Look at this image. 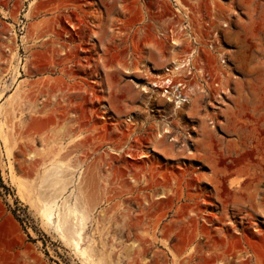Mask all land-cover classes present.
Here are the masks:
<instances>
[{
  "label": "rangeland",
  "instance_id": "obj_1",
  "mask_svg": "<svg viewBox=\"0 0 264 264\" xmlns=\"http://www.w3.org/2000/svg\"><path fill=\"white\" fill-rule=\"evenodd\" d=\"M222 1L228 27L206 26L210 0H0V264H264V0ZM175 23L178 45L157 38ZM174 59L205 88L180 112L140 88ZM130 109L137 124L122 128ZM156 120L170 155L133 160L126 146L116 159ZM58 162L74 183L48 218L42 183ZM79 191L90 212L76 248L58 215Z\"/></svg>",
  "mask_w": 264,
  "mask_h": 264
},
{
  "label": "bare ground",
  "instance_id": "obj_2",
  "mask_svg": "<svg viewBox=\"0 0 264 264\" xmlns=\"http://www.w3.org/2000/svg\"><path fill=\"white\" fill-rule=\"evenodd\" d=\"M175 40V39H174ZM179 44V41L177 40V41H174V46H176V45H178ZM188 62H189V60H187ZM187 61L185 60V61H176V59H174V61L172 62V66H173V70H172V73H171V76L170 77H177V75H178V73H180L181 72V70L185 67V65H186V63H187ZM225 63V62H224ZM142 67H144V65L142 66ZM149 73L151 72V70L150 69H148L147 70ZM141 72H144V71H141ZM129 73V72H128ZM151 76H153V74L151 73L150 74ZM146 79V78H145ZM159 79H163L162 77H160ZM147 80V79H146ZM198 84V83H197ZM220 84V83H219ZM146 85H148V86H143V87H140V88H142L141 89V92L144 94V95H153V96H151L149 99H154V100H158V98H166L167 99V102L168 103H172V102H174V100L172 99V97H167V94H169V92H164V93H159V91H157V89L156 90H154V88H156V87H154L153 86V84L152 83H149V84H146ZM222 85V84H221ZM221 85L219 86V87H221ZM152 86V87H151ZM200 86V85H199ZM209 87H210V85H208ZM223 86V85H222ZM165 88V87H163V86H158L157 88ZM203 87H197V88H193L192 89V91H191V94L187 97V99L185 100V101H183V100H181V101H178L176 104H175V106H174V111L175 112H180L181 110H182V107L183 106H185V104H187V105H189L191 102H192V100H193V98H196V96L198 95V94H202V93H204V89H202ZM211 88H212V86H211ZM225 88V87H224ZM224 88H223V90H224ZM173 89V92L171 93L172 94V96L173 97H175V95H177V90H176V87H174V88H172ZM219 90L220 89H222V88H218ZM219 91L220 92V95H219V98H222L223 99V97H222V94L224 95V94H226L227 92H226V89H225V91ZM218 92V93H219ZM217 94V93H216ZM218 95V94H217ZM148 99V100H149ZM215 99H217V98H215ZM194 101V100H193ZM219 101H220V99H219ZM217 102V101H216ZM150 104V103H149ZM125 105V104H124ZM131 108H134V107H131ZM149 108V107H148ZM118 109H120V108H118ZM122 110V109H121ZM131 111H128V115H127V120H126V122H123L122 124H121V127L123 128V125H128V126H132V125H136L137 123H136V120H135V118H133L132 116H131V114L133 113V112H137V111H132V109H130ZM134 110V109H133ZM180 110V111H179ZM146 112H147V114H148V111L147 110H145ZM144 111V112H145ZM152 111H150V113H151ZM119 114H121V112H119ZM173 114V113H172ZM178 115H179V113H177ZM176 114V115H177ZM126 115V114H125ZM174 115V114H173ZM150 116V115H149ZM156 118V117H155ZM151 119V117L150 118H148V119H146V120H150ZM145 120V121H146ZM155 121V120H154ZM157 122H155L156 123V126H155V134L154 135H151V137L148 139V140H145V141H147V142H140L139 140H143V138H142V135H144V133H142V132H145V129H148V128H150V127H152V128H150V129H154L153 128V125H150L149 127H147L148 126V122L147 123H144L143 124V128L140 130L139 129V131H141L140 133H141V139H139L138 137H137V139H136V141L135 142H137V145H132V146H130V145H128V143L127 142H123V143H121V141L119 142L120 144H121V147H118V150H117V148H116V150H115V154H116V156L118 157V158H116V159H120V161L122 160L123 161V155L126 153V151L125 150H123V148H125L126 146L128 147V150H129V152H128V154H129V157L130 158H132L133 160H137V159H142V158H145V157H147V156H149V152H147V151H149V149L150 150H153V151H155V152H157V153H161V154H165V156L166 155H170V153H172L173 152V150H174V145H175V143H176V140L175 139H173V140H171V141H169V139H170V136L169 135H171L172 134V130H171V128H170V125L168 124V123H163V124H157L158 123V120H156ZM153 122V121H152ZM150 123V122H149ZM154 123V124H155ZM142 127V126H141ZM144 127H147V128H144ZM117 133H122L123 131H122V129H120V128H117ZM151 132V131H150ZM149 132V133H150ZM147 133V132H146ZM151 133H154V132H151ZM150 133V134H151ZM136 133L134 132V131H131L130 132V134H127L128 135V137L130 138V136H132V135H135ZM148 134V133H147ZM149 134V135H150ZM119 136V135H118ZM147 137H148V135H147ZM146 138V137H145ZM144 138V139H145ZM133 139H135V138H133ZM167 141H168V143H167ZM177 141H179V140H177ZM116 142H117V140H116ZM118 146H120V145H118ZM120 148V149H119ZM183 149H185V148H183ZM127 150V149H126ZM61 151V150H60ZM123 151H125V153L124 154H122V152ZM186 153V152H185ZM183 155V154H182ZM191 155V154H190ZM199 155V154H198ZM204 155H205V153H204ZM184 156V155H183ZM202 156V155H201ZM200 156V157H201ZM181 157V156H180ZM191 157V156H190ZM193 158H197V157H193ZM205 158V157H204ZM115 159V160H116ZM128 159V158H127ZM127 159H125L126 161H127ZM199 159V158H198ZM201 159V158H200ZM119 161V162H120ZM212 161H213V159H212ZM50 162V161H49ZM57 163V162H56ZM158 166V165H157ZM167 166V165H166ZM177 166V165H176ZM188 166V165H187ZM51 167V166H50ZM63 167L66 169V168H69L67 165H65V164H62L61 162H58V164H56V165H54L53 166V168L46 174V176L44 177V180H43V183L42 184H44L45 185V187L44 188H46V189H53V191H52V193H49V192H47V191H45V189H44V194H46L45 192H47L48 193V195H45L44 197H43V202H45V204H46V206L48 207V210L49 211H47L46 213H45V216H47L48 218H50L51 217V215H53V211L55 210V208H57V202H58V200H61L62 198H63V195L65 194V192L67 191V189H68V187L70 186L71 187V184H73L74 183V175H73V173H72V170L74 169H72L71 171H70V173H72V176H71V178H69L67 175H68V171H65V169H63ZM173 167V166H172ZM127 169H129V167H127ZM221 169V168H220ZM131 170V169H130ZM186 170V169H185ZM140 171V170H139ZM241 171V169H239V171L238 172H240ZM77 172V171H76ZM141 172V171H140ZM170 172V171H169ZM177 172V171H176ZM183 172V171H182ZM212 172V171H211ZM218 172V171H217ZM234 172V171H233ZM66 173H67V175H66ZM74 173H75V171H74ZM142 173V172H141ZM175 173V172H174ZM135 174H136V176H135ZM237 174V173H236ZM45 175V174H44ZM43 175V176H44ZM143 175V174H142ZM163 175V174H162ZM145 176H146V174L145 175H143V177L141 178V176H140V178L141 179H145ZM213 176V175H212ZM232 176V175H231ZM234 176V175H233ZM68 177V178H67ZM81 177V176H80ZM139 178V175H138V172H136V173H134L133 174V176H132V178H131V182H132V184H130V187L129 188H127L126 189V191L127 190H129V194L130 195H134L136 192H138V187L139 186H141V184H142V180H140V179H138ZM163 177V176H162ZM161 177V178H162ZM208 177V176H207ZM148 178V177H147ZM151 178V177H150ZM155 178V177H154ZM217 178V177H216ZM155 179H157V178H155ZM155 179H154V181L153 182H155ZM163 179H164V177H163ZM213 179V178H212ZM218 179H219V177H218ZM236 179V178H235ZM79 180V179H78ZM82 180V179H81ZM147 180V179H146ZM199 180V179H198ZM197 180V181H198ZM201 181H202V178L200 179ZM208 180V179H207ZM159 181V180H158ZM164 181V180H163ZM162 181V182H163ZM210 181H211V179H210ZM144 182V181H143ZM194 182V181H193ZM206 182V181H205ZM212 182V181H211ZM81 183H82V181H81ZM161 183V182H160ZM176 183V182H175ZM223 183V182H222ZM41 184V185H42ZM164 184V183H163ZM181 184V183H180ZM191 184V183H190ZM194 184H196V182L194 183ZM217 184H219L220 185V183H217ZM216 184V185H217ZM224 184V183H223ZM227 184V183H226ZM43 185V186H44ZM126 185V184H125ZM149 185V184H148ZM154 185H155V183H154ZM225 185V184H224ZM222 186V187H225V186ZM231 185H239L238 183H236V184H234V183H232ZM161 186V185H160ZM194 186V185H193ZM215 186V185H214ZM78 187H80L79 188V190H82L81 188H82V184H80V186H78ZM126 187H127V185H126ZM147 187V186H146ZM154 187V186H153ZM162 187H166V186H162ZM180 187V186H179ZM188 187V186H187ZM191 187V186H190ZM197 187V186H196ZM222 187H219V188H222ZM171 188V187H170ZM231 188V187H230ZM54 189H55V191H54ZM155 189V188H154ZM174 189V188H173ZM199 189V188H198ZM201 189H202V191L203 192H208L207 191V187L205 186V188L204 187H201ZM200 189V190H201ZM217 189H218V187H217ZM78 190V189H77ZM142 190V189H141ZM179 190V189H178ZM195 190H197V188H195ZM215 190V189H214ZM229 190V189H228ZM83 191V190H82ZM173 191V190H172ZM172 191L170 190V191H165L164 190V192H162L163 194L161 195V197L159 196V198H160V200H162V199H167V197H169L168 199H170V192H171V194H172V196L174 197V195L175 194H173L172 193ZM223 191V190H222ZM42 192V191H41ZM142 192V191H141ZM175 192V191H174ZM179 192H181V191H179ZM197 192H200V191H197ZM127 193V192H126ZM150 193V192H149ZM175 193H177V192H175ZM201 193V192H200ZM67 194V193H66ZM137 194V193H136ZM147 194V193H146ZM181 194V193H180ZM196 194V196H197V198H199L198 197V195H197V193H195ZM204 194V193H203ZM39 195V194H38ZM71 195V194H70ZM139 195V194H138ZM143 195V194H142ZM151 195V194H150ZM154 195V194H153ZM178 195V194H177ZM189 195H191V194H189ZM205 195V194H204ZM203 195V196H204ZM207 195V194H206ZM176 196V195H175ZM193 196H194V193H193V195L191 196L192 198H193ZM196 196H194V197H196ZM140 197V196H139ZM148 197V196H147ZM180 197V196H179ZM181 197H182V195H181ZM185 197V196H184ZM42 198V197H41ZM65 199H63V207H65V212H63V213H58L59 215V218H60V221H59V225H58V227H60V228H65V240H66V238L68 239V241H71V243L73 242L74 243V245H75V247L76 248H78L79 247V242L77 241V239H76V236H77V238H81V235H82V232L84 231V224L82 223V222H84V220H85V218L87 217V215L89 214V209H87V207H90L89 206V202L87 201L88 199L86 198V196H85V194L83 193V192H81V191H79V193L76 195V198H75V205H74V207H68V205H69V196H68V198H67V196L66 197H64ZM71 198V197H70ZM142 198H143V202H145L146 201V198H145V196L143 197L142 196ZM162 198V199H161ZM183 198V197H182ZM189 197H187V199H188ZM196 198V199H197ZM201 198V197H200ZM199 198V199H200ZM171 199L173 200V198L171 197ZM177 200H179L180 201V199H178V197H177ZM190 200V199H189ZM164 201V200H163ZM168 201V200H167ZM170 201V200H169ZM184 201V200H183ZM191 201V200H190ZM194 201V200H193ZM87 202H88V204H87ZM107 202H109V200L107 201ZM142 202V201H141ZM149 202V201H148ZM147 202V203H148ZM171 202H173V201H171ZM175 202V201H174ZM173 202V203H174ZM197 202V201H196ZM136 203V202H135ZM146 203V202H145ZM150 203V202H149ZM148 203V204H149ZM162 203V202H161ZM164 203V202H163ZM199 203V202H198ZM86 204H87V207H86ZM137 204V203H136ZM152 204V203H151ZM150 204V205H151ZM188 204V203H187ZM186 204V205H187ZM206 204V203H205ZM138 205V204H137ZM171 205H172V203H171ZM170 205V206H171ZM169 206V207H170ZM195 206V205H194ZM151 208V207H150ZM177 209V208H176ZM184 209V208H183ZM186 209V208H185ZM213 210V209H212ZM203 211V210H202ZM204 211H206V209L204 210ZM61 212V211H60ZM193 213V212H192ZM200 213V212H199ZM182 214V213H181ZM188 215H189V213H188ZM74 217V219H77V220H79V221H81V222H79V223H81V225L82 226H80V227H78V229H76V230H73L72 229V226L70 225V223H69V220H68V218L70 217V219H71V217ZM180 216V215H179ZM195 216V215H194ZM224 216V215H223ZM72 217V218H73ZM189 217V216H188ZM220 217V216H219ZM225 217V216H224ZM178 218V217H177ZM186 218V217H185ZM205 218V217H204ZM184 219V218H183ZM182 219V220H183ZM195 219V218H194ZM217 219V218H216ZM222 219V218H221ZM181 220V221H182ZM190 220V219H189ZM193 220V219H192ZM217 220H219V219H217ZM180 221V220H179ZM188 222V221H187ZM186 222V223H187ZM190 222V221H189ZM192 222V221H191ZM224 222H226V221H224ZM183 223V222H182ZM185 223V224H186ZM217 223V222H216ZM220 223V222H219ZM243 223V222H242ZM198 224V223H197ZM79 225V224H78ZM193 225V224H192ZM182 226V225H181ZM187 226V225H186ZM204 226H205V224H204ZM203 226V227H204ZM232 227V226H231ZM178 228V227H177ZM179 228H181V227H179ZM155 230L157 229V228H154ZM202 229V228H201ZM204 229V228H203ZM207 229V228H206ZM210 229H211V227H210ZM222 229V228H221ZM237 229V228H236ZM62 230V229H61ZM175 230V229H174ZM219 230V229H218ZM170 231V230H169ZM257 231V230H256ZM210 232V231H209ZM230 232V231H229ZM203 235V234H202ZM207 235V234H206ZM209 235V234H208ZM225 235V234H224ZM182 238V237H181ZM208 238H209V236H208ZM212 238V237H211ZM183 239V238H182ZM196 239V238H195ZM79 240V239H78ZM199 240V239H198ZM201 240V239H200ZM67 241V242H68ZM181 241V240H180ZM190 241V240H189ZM191 242V241H190ZM189 244V243H188ZM187 246V245H186ZM251 246V245H250ZM185 247V246H184ZM84 254H86V252H83ZM83 254V255H84ZM230 257V256H229ZM260 264V263H259Z\"/></svg>",
  "mask_w": 264,
  "mask_h": 264
},
{
  "label": "built area",
  "instance_id": "obj_3",
  "mask_svg": "<svg viewBox=\"0 0 264 264\" xmlns=\"http://www.w3.org/2000/svg\"><path fill=\"white\" fill-rule=\"evenodd\" d=\"M199 1L200 0H194L195 3H198ZM220 2H223V1L222 0H210L209 2L210 11L213 14L210 17H208L207 21H205L206 26L215 27L216 24H219L221 21H223L218 15H216L217 13L222 12L224 10V6L219 5ZM185 9L190 13L189 8L185 7ZM176 11L178 14L175 15L172 19H175L178 17L180 10L176 9ZM188 14L184 16L185 17L184 19L187 20L188 27L193 28V30H195L196 29L195 19L194 17H190ZM221 23L223 26L228 27L231 22L223 21ZM179 26H180L179 23H175L172 25V27L159 31L157 33V38L161 41L168 42V43L169 41H171L172 44H174V41H177L179 39V37L177 36L178 34L177 27ZM183 30L184 29H182V31ZM215 36L217 37L218 34H215ZM193 39L196 40L195 37H193ZM194 55L195 54H193V57ZM172 70H173V66L172 64H169L162 70H159L156 74L152 73L153 79L149 83H152L153 86L156 87L154 88V90L157 89L159 93L169 92V94H167V97H172V99L174 100V102L172 103L176 104L178 101H181V100L185 101L187 97L191 94V91L194 87L193 81L196 77L195 73L197 72V69L192 62L187 61L185 67L181 70L180 73H178L177 77H174V78L170 77ZM207 76L209 77V74H207ZM160 77H162L163 79H159ZM158 86H163L165 88H162V87L157 88ZM174 87H176V90L178 89L176 92L177 95H175V97H173L171 94L173 92L172 88Z\"/></svg>",
  "mask_w": 264,
  "mask_h": 264
}]
</instances>
